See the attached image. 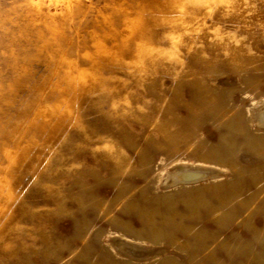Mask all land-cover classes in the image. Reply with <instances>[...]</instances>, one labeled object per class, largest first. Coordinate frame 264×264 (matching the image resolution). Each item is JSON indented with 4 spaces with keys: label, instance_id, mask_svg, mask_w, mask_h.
Instances as JSON below:
<instances>
[{
    "label": "rangeland",
    "instance_id": "obj_1",
    "mask_svg": "<svg viewBox=\"0 0 264 264\" xmlns=\"http://www.w3.org/2000/svg\"><path fill=\"white\" fill-rule=\"evenodd\" d=\"M263 110L264 0H0V264H264Z\"/></svg>",
    "mask_w": 264,
    "mask_h": 264
},
{
    "label": "bare ground",
    "instance_id": "obj_2",
    "mask_svg": "<svg viewBox=\"0 0 264 264\" xmlns=\"http://www.w3.org/2000/svg\"><path fill=\"white\" fill-rule=\"evenodd\" d=\"M259 118H260V123L264 124V110L259 114ZM259 121V120H258ZM187 170V169H186ZM183 170H177L173 175H172V180L174 181H185V180H194L195 178L197 179L198 177H200V175L202 174L200 171L199 173H192V175H183L182 173ZM201 173V174H200Z\"/></svg>",
    "mask_w": 264,
    "mask_h": 264
}]
</instances>
